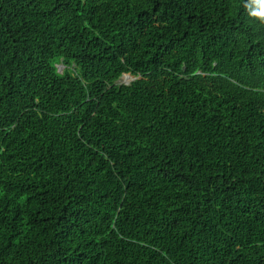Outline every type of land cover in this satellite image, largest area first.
Returning <instances> with one entry per match:
<instances>
[{
    "label": "trees",
    "instance_id": "1",
    "mask_svg": "<svg viewBox=\"0 0 264 264\" xmlns=\"http://www.w3.org/2000/svg\"><path fill=\"white\" fill-rule=\"evenodd\" d=\"M259 10L0 0V264H264Z\"/></svg>",
    "mask_w": 264,
    "mask_h": 264
},
{
    "label": "clouds",
    "instance_id": "2",
    "mask_svg": "<svg viewBox=\"0 0 264 264\" xmlns=\"http://www.w3.org/2000/svg\"><path fill=\"white\" fill-rule=\"evenodd\" d=\"M259 8H260L259 11H253L251 15L257 17L260 23L264 24V0H259ZM58 69L61 70L62 66H59Z\"/></svg>",
    "mask_w": 264,
    "mask_h": 264
},
{
    "label": "water",
    "instance_id": "3",
    "mask_svg": "<svg viewBox=\"0 0 264 264\" xmlns=\"http://www.w3.org/2000/svg\"><path fill=\"white\" fill-rule=\"evenodd\" d=\"M125 76L130 78L128 81H126V83H128V82H132V81H134V80L136 79L135 77H133V76L130 75V74H125L124 77H125Z\"/></svg>",
    "mask_w": 264,
    "mask_h": 264
},
{
    "label": "rangeland",
    "instance_id": "4",
    "mask_svg": "<svg viewBox=\"0 0 264 264\" xmlns=\"http://www.w3.org/2000/svg\"><path fill=\"white\" fill-rule=\"evenodd\" d=\"M123 81H128V79H124V80L122 79V82H123Z\"/></svg>",
    "mask_w": 264,
    "mask_h": 264
},
{
    "label": "bare ground",
    "instance_id": "5",
    "mask_svg": "<svg viewBox=\"0 0 264 264\" xmlns=\"http://www.w3.org/2000/svg\"><path fill=\"white\" fill-rule=\"evenodd\" d=\"M125 79H128L129 80L130 78L129 77H125Z\"/></svg>",
    "mask_w": 264,
    "mask_h": 264
}]
</instances>
